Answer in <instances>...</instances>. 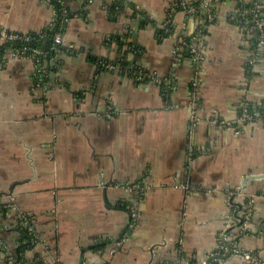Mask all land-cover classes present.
<instances>
[{"label": "crops", "instance_id": "obj_1", "mask_svg": "<svg viewBox=\"0 0 264 264\" xmlns=\"http://www.w3.org/2000/svg\"><path fill=\"white\" fill-rule=\"evenodd\" d=\"M63 1L72 17L57 52L6 53L0 68L10 251L22 247L24 214L38 240L23 253L35 263L246 264L237 246L264 264V120L238 135L210 124L234 120L243 103L264 106V47L251 62L256 37L230 17L259 1L264 26V0H189L188 14L176 0ZM55 15L47 0H0L10 32H41ZM232 203H253L247 227ZM226 243L232 254L216 259Z\"/></svg>", "mask_w": 264, "mask_h": 264}, {"label": "built area", "instance_id": "obj_2", "mask_svg": "<svg viewBox=\"0 0 264 264\" xmlns=\"http://www.w3.org/2000/svg\"><path fill=\"white\" fill-rule=\"evenodd\" d=\"M192 3L189 0H176L173 5L175 10L177 9H186L184 10L185 13H191L192 9L187 8L188 4ZM51 4V3H50ZM263 12V7L261 2L254 1L251 5L246 6L242 5L239 6L237 9L231 12V19L236 23V25L241 29V32L244 36H255V42L252 45V60H258L259 51L262 47H264V26L261 20ZM56 13V12H55ZM67 11H64V14H66ZM209 19L213 20L214 15H209ZM54 22V21H53ZM52 24H50L51 26ZM42 32V31H41ZM40 32V34H41ZM205 35H200V43H201V49L204 48V41ZM34 39L30 37L28 34H22V33H15L10 32L7 29L0 27V46L7 43H17L22 42L23 44L30 43ZM63 44V33H58L53 40L52 43V50L56 53L57 49ZM14 44H12L13 46ZM6 53H11L14 56H33V57H40L42 54L41 49H33L28 46H23L22 49H13L9 48ZM6 53L1 57L0 59V68L4 66L5 64V57ZM193 55L196 58V61L200 64L203 63L204 60V49L201 51H195ZM155 78V77H153ZM140 80L142 77L140 76ZM198 83L195 85L196 90L200 87L201 82L197 81ZM258 120H264V110H261V108L251 105L249 103H243L241 104V111L240 115L236 117L232 121H225V120H219V119H213L210 121V124L214 127H226V128H232L235 130V133L238 135L240 134L245 126L249 123L258 121ZM199 122V118L194 117V121H192V129H194L196 123ZM235 205L238 208V211L236 213V219L239 224H241L244 227H247L249 223H252L253 216H254V206L253 203H247L244 204L242 207L241 205L238 206L235 203H232V205ZM136 216V215H135ZM264 224V223H263ZM18 228L20 233H26L30 236V239L28 240L29 243L34 244L38 240V236L36 235V228L34 225L33 219L28 215H20L19 217V224ZM264 228V226H263ZM233 254L239 256L243 261L246 262V264H258L257 258L250 252L243 251L239 247L235 246L233 250ZM15 253H12L6 243L2 240L0 236V264H58L54 262H31L26 261L22 259H17L15 257Z\"/></svg>", "mask_w": 264, "mask_h": 264}, {"label": "trees", "instance_id": "obj_3", "mask_svg": "<svg viewBox=\"0 0 264 264\" xmlns=\"http://www.w3.org/2000/svg\"><path fill=\"white\" fill-rule=\"evenodd\" d=\"M51 3L52 7L55 10V19L51 26L46 27L40 34V32H31L28 33L30 37H32L34 40L30 43L23 44L22 42L17 43H11L7 42L0 46V59L1 57L6 53V51L11 47L13 49H22L23 46H28L33 49H41L45 47H52V43L54 40V37L58 33H63L67 24V20H69L72 17V13L70 12L69 8L67 9L63 0H47ZM127 5L124 4L123 1H118L112 5L113 10H117L120 12H123L125 10ZM67 11L66 14H64V11ZM12 44H14L12 46ZM136 48V47H135ZM52 51L51 53H53ZM29 56V54H28ZM50 57V56H48ZM261 110H264V106L260 107ZM20 243L22 244L21 249L18 250L15 257L17 259H22L26 261L25 253H23V250L30 249V243L28 240L30 239V236L26 233H20Z\"/></svg>", "mask_w": 264, "mask_h": 264}, {"label": "water", "instance_id": "obj_4", "mask_svg": "<svg viewBox=\"0 0 264 264\" xmlns=\"http://www.w3.org/2000/svg\"><path fill=\"white\" fill-rule=\"evenodd\" d=\"M256 178H264V175H259ZM226 247L228 249V254L226 256H219L216 257V259H221V258H228L231 254H232V249L229 243H226ZM215 258V257H214ZM214 258L208 259L204 264H210L212 260H214Z\"/></svg>", "mask_w": 264, "mask_h": 264}]
</instances>
